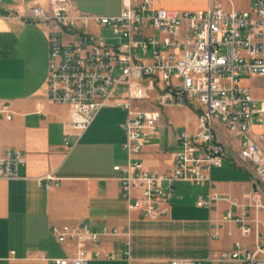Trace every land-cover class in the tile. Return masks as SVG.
<instances>
[{
	"label": "built area",
	"instance_id": "2783aa9c",
	"mask_svg": "<svg viewBox=\"0 0 264 264\" xmlns=\"http://www.w3.org/2000/svg\"><path fill=\"white\" fill-rule=\"evenodd\" d=\"M122 4V11L112 16L81 14L69 0H48L47 7L32 8L30 19L47 30V98L68 107L77 138L104 107L125 110L121 127L126 163L114 165L113 171L129 208L139 210L143 218L168 215L174 184L187 182L206 189L198 207L211 212L219 203L227 204L221 218L209 220L210 240L219 239L228 225L250 237L252 225L259 227L260 221L250 218L249 209L264 206L257 198L249 203L221 193L211 171L230 156L264 191V132L257 137L252 133L255 115L264 125V100L240 85L242 75L264 74V0H251L246 10H224L214 2L202 13L155 8L152 0ZM92 27L106 35L94 34ZM150 99L154 107H136ZM190 105L197 106L196 128L177 134L178 149L169 170L161 174L146 168L139 156L145 137L159 125L162 109ZM12 116L9 105L0 101V118ZM217 123L232 134L237 146L222 137ZM64 144L68 150L73 147L67 138ZM23 162L21 151L0 148V179L18 178ZM39 181L49 189L58 178L48 173ZM51 231L58 242L76 244L68 256L50 258L52 264L113 260L112 253L100 249L88 254L84 245L128 235L116 227L92 228L85 223L53 226ZM262 240L256 234L253 249L237 241L229 252L210 253L205 260L172 259L169 264H264ZM128 254L127 250L129 260Z\"/></svg>",
	"mask_w": 264,
	"mask_h": 264
},
{
	"label": "crops",
	"instance_id": "0c3cea01",
	"mask_svg": "<svg viewBox=\"0 0 264 264\" xmlns=\"http://www.w3.org/2000/svg\"><path fill=\"white\" fill-rule=\"evenodd\" d=\"M69 1L77 12L85 15H118L123 8L122 0ZM214 2L224 10H239L238 0H152L155 8L195 13L204 12ZM250 4L251 0L248 7ZM34 6L47 7L48 0H0V101L9 105L13 115L10 120L0 118V148H14L24 155L18 178L0 179V264H52L50 258L66 257L76 249L74 242H58L52 227L83 223L92 228L116 227L120 232H128V235L102 237L97 245L85 244L88 254L100 249L114 255L113 260L93 259L89 264H169L172 259L205 260L210 253L231 251L237 241L253 249L255 238L242 237L235 225L225 226L219 239H209V220L224 215L225 202L211 212L196 205L199 226L188 229L183 227L186 222L183 221L186 213L180 204L183 198L176 200L172 196L168 215L157 220L145 219L139 210L129 208L113 171L114 165L126 163L122 147L125 134L121 127L126 112L122 108H119L121 111L101 109L77 138L70 124L68 107L47 98V30L30 19ZM91 31L103 36L104 30L92 27ZM240 85L249 89L255 99L264 100V74L242 75ZM186 108L195 114L197 106ZM161 112L157 129L145 137L139 159L146 168L162 174L172 165L175 151L159 143L147 145V139L158 136V129L165 126L163 110ZM258 119V115L253 117L252 133L256 137L264 132V125L259 124ZM217 128L228 143L237 146V140L224 126L217 123ZM66 138L73 144L70 150L64 144ZM261 143L264 145V140ZM175 146L177 150L176 137ZM226 162L230 167L244 170L247 181L238 179L235 183L222 184L219 176L214 175L211 179L218 190L249 203L257 198L264 206V191L253 182L250 173L230 156L223 165ZM48 173L58 181L46 189L39 178ZM178 183L187 184L176 182L174 191ZM183 187L179 186V192ZM196 187L198 200L206 189ZM249 215L261 221L264 209L250 208ZM158 232H165L166 236L181 240V243L183 236L190 234L191 251H178L169 257L154 251L157 247L152 242L158 239ZM184 246L176 247L175 251ZM127 250L129 260L125 257Z\"/></svg>",
	"mask_w": 264,
	"mask_h": 264
},
{
	"label": "rangeland",
	"instance_id": "374dc122",
	"mask_svg": "<svg viewBox=\"0 0 264 264\" xmlns=\"http://www.w3.org/2000/svg\"><path fill=\"white\" fill-rule=\"evenodd\" d=\"M249 0H238L237 2V9L243 10L248 9ZM248 7V8H247ZM109 34V33H108ZM102 35L105 36L106 33L103 31ZM244 80V79H243ZM243 80L241 81L243 83ZM123 88H120L119 91H122ZM149 102L144 103H136L137 108H152L154 107L153 99H150ZM103 110H120L117 107H104ZM163 110L164 115V127L158 129V136H154L152 138H148V144L152 146L155 143H159V146H164L165 149H168L171 152L176 151L175 146V137L178 133H180L183 130L193 131L196 127V116L193 113V111L188 110L185 108H165ZM162 116V114H161ZM161 120V119H160ZM160 123V121H159ZM214 175L219 176V182L221 181L223 183H235L240 179L241 181L246 182L247 176L244 170L239 168H233L230 167L229 163L226 162L222 169H213L211 172V178H214ZM212 178V179H213ZM183 185V189H180L179 192V186ZM196 186H193L191 184H176L175 185V191H174V197H176V200L179 198H183L181 200L180 204L182 207H184L185 215L183 218V221H186L183 223L184 228H196L198 225V221L200 220V217L198 215V211L196 209ZM196 195V197H195ZM196 200V201H195ZM260 211V210H259ZM262 218V219H261ZM261 221L260 223H263L259 225V227L253 226V232L251 236L253 238H256V234L259 235L262 241L264 242V215H261ZM190 221V222H188ZM187 229L186 232L187 233ZM158 239L156 242H152L154 246L157 247L156 252L164 254L165 256L169 257L172 256L173 253L181 251V252H190L191 249L189 246L192 245L191 236L190 234H187L184 237V240L181 243V240H173L174 238H170L169 236H166L165 232H158ZM163 236V237H162ZM167 237V238H166ZM264 244V243H263ZM181 250L175 251L176 247L183 246ZM208 264V263H204Z\"/></svg>",
	"mask_w": 264,
	"mask_h": 264
},
{
	"label": "water",
	"instance_id": "95a60500",
	"mask_svg": "<svg viewBox=\"0 0 264 264\" xmlns=\"http://www.w3.org/2000/svg\"><path fill=\"white\" fill-rule=\"evenodd\" d=\"M254 185V184H253Z\"/></svg>",
	"mask_w": 264,
	"mask_h": 264
}]
</instances>
